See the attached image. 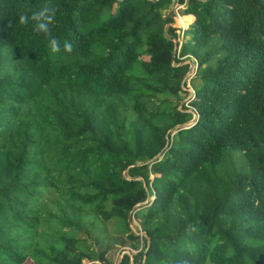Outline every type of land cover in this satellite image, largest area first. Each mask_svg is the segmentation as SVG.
<instances>
[{"label": "trees", "instance_id": "1", "mask_svg": "<svg viewBox=\"0 0 264 264\" xmlns=\"http://www.w3.org/2000/svg\"><path fill=\"white\" fill-rule=\"evenodd\" d=\"M174 1L0 0V264H264V0Z\"/></svg>", "mask_w": 264, "mask_h": 264}, {"label": "clouds", "instance_id": "2", "mask_svg": "<svg viewBox=\"0 0 264 264\" xmlns=\"http://www.w3.org/2000/svg\"><path fill=\"white\" fill-rule=\"evenodd\" d=\"M29 12H31V15L28 14ZM172 13H174V15H175L174 10ZM174 15H172V16H174ZM178 16H182V15L179 14ZM55 17H56V9L54 7L48 5V4H45L43 7H40L38 9H35V10L29 9L27 11L21 12L19 14V23L21 25H27L30 21L33 22V30L39 34H43V36L48 40V47H49L50 51L53 54H58L61 52L60 41L53 35L52 29L50 27V25H53L55 23ZM193 18H194V16H193ZM171 25L173 26V22ZM181 30L184 31L185 29H181ZM183 36L184 35L181 32V38ZM63 51L65 53L71 54L74 51L73 44L69 41H65L64 45H63ZM177 51H178V44H177ZM177 51H176V53H177ZM185 62L189 63V69L185 75V79H184V82L182 84V89L184 91H186V94H184L183 102H184L185 106L188 107L187 110L192 113L193 117L188 122H185V123L180 125V127H183V128L189 127L190 125L194 124L196 121V118H197L193 109H191V107L189 106L188 100L191 98V96L193 94L191 79L194 77V74H196L198 65H197V68L195 70L194 66H193L194 59H191V60L187 59ZM179 109L181 110V106ZM186 230L189 232H195L198 229H197V226L195 224H189ZM90 263H92V262H90Z\"/></svg>", "mask_w": 264, "mask_h": 264}, {"label": "rangeland", "instance_id": "3", "mask_svg": "<svg viewBox=\"0 0 264 264\" xmlns=\"http://www.w3.org/2000/svg\"><path fill=\"white\" fill-rule=\"evenodd\" d=\"M172 5H175L174 6L175 15H174V19H173V26H176L178 28H180L181 26L182 27L184 26L185 27L184 29H186L189 26V24L191 23V21H190L191 19L188 16H186V17H182V16L181 17H178L179 14L177 13L178 9L179 8H182L183 5H181V4L179 5L176 0L173 2ZM182 27H181V29H183ZM182 33L184 34L183 31H182ZM182 41H183V37H182ZM193 66H194V69L196 70L197 64L195 62L193 63ZM194 76H195V74H194ZM197 82L198 81H195L196 84H197ZM178 108H180V106ZM131 228L135 232H137V230L139 229V222H138L137 219H135V218L132 219ZM138 233H140L142 235L143 232H138ZM128 252H131L128 247H122V248H120V247H112L109 250V252L107 253V256H108V258L110 260H112L113 262H115V261H117V259H119L121 257V255L123 253H128ZM83 264H90V262L87 261V260H84L83 261Z\"/></svg>", "mask_w": 264, "mask_h": 264}, {"label": "water", "instance_id": "4", "mask_svg": "<svg viewBox=\"0 0 264 264\" xmlns=\"http://www.w3.org/2000/svg\"><path fill=\"white\" fill-rule=\"evenodd\" d=\"M174 6L175 5H172L171 6V8L168 10V13H167V17H169V18H172V19H174V16H172V12H173V10H174ZM176 19V18H175ZM176 51H177V44H175V47H174V50H173V56H175V54H176ZM151 161H153V160H151ZM145 203V202H144ZM128 218H130V212L128 213ZM142 235H146L145 233H142ZM122 257V256H121ZM120 257V258H121ZM120 260V259H119ZM118 260V261H119ZM90 264H96L95 262H92V263H90Z\"/></svg>", "mask_w": 264, "mask_h": 264}, {"label": "crops", "instance_id": "5", "mask_svg": "<svg viewBox=\"0 0 264 264\" xmlns=\"http://www.w3.org/2000/svg\"><path fill=\"white\" fill-rule=\"evenodd\" d=\"M186 16H188V17L191 19V22L194 20L192 14L182 15V17H186ZM178 17H181V16H178ZM181 27H182V26H181ZM181 27H180V28H181ZM182 28L184 29L185 27L183 26Z\"/></svg>", "mask_w": 264, "mask_h": 264}, {"label": "bare ground", "instance_id": "6", "mask_svg": "<svg viewBox=\"0 0 264 264\" xmlns=\"http://www.w3.org/2000/svg\"><path fill=\"white\" fill-rule=\"evenodd\" d=\"M177 20V19H176Z\"/></svg>", "mask_w": 264, "mask_h": 264}]
</instances>
